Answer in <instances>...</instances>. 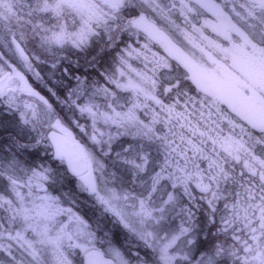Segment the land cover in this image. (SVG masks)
Segmentation results:
<instances>
[{
    "label": "snow or ice",
    "instance_id": "1",
    "mask_svg": "<svg viewBox=\"0 0 264 264\" xmlns=\"http://www.w3.org/2000/svg\"><path fill=\"white\" fill-rule=\"evenodd\" d=\"M0 264H264V0H0Z\"/></svg>",
    "mask_w": 264,
    "mask_h": 264
},
{
    "label": "rangeland",
    "instance_id": "2",
    "mask_svg": "<svg viewBox=\"0 0 264 264\" xmlns=\"http://www.w3.org/2000/svg\"><path fill=\"white\" fill-rule=\"evenodd\" d=\"M74 131H76V130L74 129Z\"/></svg>",
    "mask_w": 264,
    "mask_h": 264
}]
</instances>
